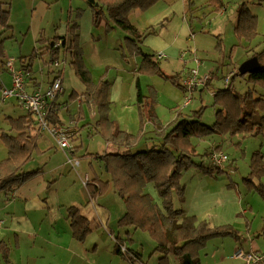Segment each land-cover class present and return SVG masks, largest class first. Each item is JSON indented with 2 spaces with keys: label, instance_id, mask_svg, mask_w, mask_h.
Segmentation results:
<instances>
[{
  "label": "rangeland",
  "instance_id": "obj_1",
  "mask_svg": "<svg viewBox=\"0 0 264 264\" xmlns=\"http://www.w3.org/2000/svg\"><path fill=\"white\" fill-rule=\"evenodd\" d=\"M0 1L6 7L11 6L10 17L13 22L12 29L7 30L2 40L0 53L5 58L15 59L19 64L22 62L21 56L27 57L35 47L46 45L55 35L68 34L66 25L73 23L77 26L82 60L92 79L96 81L105 77L110 82V88L113 82V87H118L116 93L115 88L109 93L111 101L108 117L121 129L135 136L131 147L134 151L152 146L160 148L162 133L167 131L176 116L198 111L200 122L212 125L215 112L221 108L214 105L213 93L218 88L226 87L225 76L233 75L243 62L264 49V0H221L220 9H216L208 0H157L147 8H134L126 17L138 31L136 34H140L138 37L134 35L135 44L143 55L148 54L152 59L149 64L143 63L142 55L131 54L132 46L127 39L131 34L106 18L105 8L98 23L94 22L87 0ZM243 6H247L257 16V36L251 40L235 31L237 17ZM32 28L41 33L38 35L40 40L35 39ZM167 47L168 51L165 50ZM171 47L175 55L171 54ZM62 52L60 50L57 54L60 60L64 58ZM44 55L41 60L37 56L33 59L34 71L43 66H46V71L50 66L54 70L62 69L65 91L60 99L75 100L71 94L84 86L69 64L70 54L66 56L67 64L64 67L61 63L59 66H53L49 61L45 63L49 55ZM195 59L199 60L198 64ZM191 69L196 70V76L203 80L192 89L184 86ZM173 79L185 88L174 84ZM136 82L144 95L143 120L136 102ZM231 84L241 94L251 91L253 97L264 98V88L252 82L248 75L234 76ZM187 99L189 101L185 104ZM20 112L22 108L15 98L0 99V132H10L7 118L9 115L16 117ZM73 112L77 116V110ZM61 116L65 124H70L72 119L77 120L73 115L70 119L65 117L64 112ZM97 118V113L84 104L83 118L72 130L77 126L81 128V137L77 145L74 144L75 138L69 139L73 153L67 150L70 158L79 161V166L75 168L57 147L55 139L46 135L38 141L29 169L33 172L31 177L40 173L37 168L43 170L44 175L41 177L45 182H42L41 187L50 205L48 217L42 221L39 214L36 219L38 223L42 222L38 239L25 237L21 242L19 240L20 248H16V236L8 230L3 210L7 204L2 197L10 193L0 192V213L6 221L0 228V242L4 243L0 249V264H54L55 258L63 253L55 250L54 221L58 238L63 233H69L65 218L67 206L74 205L73 201L87 198L88 186L81 183L85 174L89 176V183H92L91 179L107 183L105 191L98 194L97 203L104 208L110 220L99 230L89 232L84 240L92 243L108 241L111 237L108 232L115 236L117 228L121 238H126L128 228L118 225L124 205L112 184L111 165L98 158L107 146L95 130ZM84 124L87 125L82 127ZM201 138L205 142L200 141ZM189 144L193 148L191 158L197 165H209L208 156L204 154L217 145L222 147L218 149L228 156V160L212 173H204L201 167L194 164L181 168L178 174L181 190L172 192L174 208L196 216L198 221H207L211 227L226 224L236 231V236L212 237L200 246L197 257L201 264H243V260L236 256L237 251L264 256V198L255 190L259 184L264 188V175L247 181L252 155L258 152L264 160V136L256 133L234 136L210 134L206 137H191ZM50 146L54 150H49ZM172 149L175 157L171 159L179 161L178 154L182 152L175 147ZM6 153L5 144L0 138V160L5 158ZM51 156H54V165ZM48 179L55 180L54 187L45 192ZM144 192L149 193L156 206L162 210L161 198L152 182L145 185ZM50 222L52 226H49ZM92 222H96L95 216ZM129 231L131 240L125 239L127 245L138 250L144 260L151 259L150 263L156 261L159 253L155 251L156 243L150 235L139 229L136 232ZM74 245L81 246L75 242ZM174 259V256H170V264L177 263ZM260 264H264V260Z\"/></svg>",
  "mask_w": 264,
  "mask_h": 264
},
{
  "label": "trees",
  "instance_id": "obj_2",
  "mask_svg": "<svg viewBox=\"0 0 264 264\" xmlns=\"http://www.w3.org/2000/svg\"><path fill=\"white\" fill-rule=\"evenodd\" d=\"M155 1L157 0H92L91 9L94 22L98 23L105 8L107 11L106 18L132 35L127 37L132 46L131 54L142 55L143 63L149 64L152 59L149 58L148 54L143 55L140 47L136 46L134 35L138 37L140 34H136L138 31L128 22L126 16L134 8L144 9ZM208 2L216 9L222 7L221 0H208ZM5 5L4 2L0 1V45L5 38L2 35L12 28L9 25L10 11L8 6ZM256 24L257 16L247 6H243L237 17L236 33L251 40L257 36ZM67 32L70 36L67 44L64 37L55 35L46 45L34 48L28 58L22 57L21 61L31 63L38 54L42 55L44 52H48L50 59L54 61L57 59L58 52L66 47L70 54L69 64L72 65L76 76L85 87L81 95L82 101L77 110V122L83 118V105L85 104L91 111L97 113L95 130L103 137L105 143L109 146L117 145L115 149H106L98 158L111 165L112 184L125 208L123 215L118 220V225L147 232L156 243L155 251L160 255L158 264H170V256H175L179 264H201L197 257V250L200 246H203L212 237L236 236V231L226 224L211 227L207 221H198L196 216L187 215L182 209L174 208L172 192L181 190L178 184V174L181 168L194 164L201 167L204 173H212L213 170L217 169L210 161L207 166L195 164L191 158V152L193 151L189 144L191 137H206L210 134L234 136L240 133H256L264 136V98L260 96L253 97L251 91L241 94L231 84L234 76L248 75L252 82L264 88V49L253 54L260 63L257 70L244 74L236 71L233 75H229L226 87L218 88L213 93L214 105H219L221 108L215 112L216 117L212 125L208 126L201 123L199 120L200 112L198 111L187 115L182 114L176 116L174 121L167 127V131L162 133L160 148L152 146L149 149L134 151L131 147L136 140L135 136L120 129L108 117L110 82L105 77H101L96 81L92 79L82 60V50L78 45L77 26L71 23ZM2 57L3 54L0 53V65H3ZM22 70L25 72L27 69L24 66ZM164 77L169 78L165 75ZM172 82L179 87H186L176 83L174 79ZM78 96L80 95L77 93L71 94V97L76 98ZM136 102L143 120L145 111L144 95L138 82H136ZM30 115L28 113L9 119V131L13 133L0 132V138L7 150L5 158L0 160V192L12 191L33 174V172L23 170L24 164L30 160L32 151L36 148V139L30 134L32 122ZM49 121L55 124L61 123L56 104H54V109L51 110ZM77 128L79 127H76L70 139L75 138L74 134L78 131ZM174 147L177 151L182 152L178 154L179 161L171 159V157H175L172 151ZM70 152H73V148ZM209 153L208 151L204 154L208 156V160ZM263 175L264 160L256 152L251 157L247 181L250 182L252 177L260 178ZM148 182L153 183L154 189L160 196L162 210L156 206L149 193L144 192L145 185ZM105 184L101 180L93 179L92 183L87 185L90 196L96 197L105 191ZM255 190L264 198V188L261 184L255 186ZM67 216L72 235L78 241H83L89 233L87 219L74 206L67 207ZM179 216L181 218L177 219ZM262 229L264 231V220ZM2 243L3 241L0 242V249ZM126 249L128 253H122L120 247H118L117 252L132 260L128 255L131 251L127 247Z\"/></svg>",
  "mask_w": 264,
  "mask_h": 264
},
{
  "label": "crops",
  "instance_id": "obj_3",
  "mask_svg": "<svg viewBox=\"0 0 264 264\" xmlns=\"http://www.w3.org/2000/svg\"><path fill=\"white\" fill-rule=\"evenodd\" d=\"M87 2L89 4L90 11L92 12L91 0H87ZM8 8H9V11H11V6L10 7L8 6ZM10 16H11V12H10ZM9 25H11L13 27V22L11 20V17H9ZM69 26H70V24L66 25L67 30H68ZM0 31H1V28H0ZM32 31L36 35L35 39H38V35H40L41 33L36 28H32ZM79 33L80 32L78 31V34ZM5 34L2 36L5 37ZM59 35L65 38L66 44H67V41L69 40L70 36L67 33H65V34L63 33V34H59ZM43 42H47V40H44ZM62 50H63L62 53L64 54V57L66 58V56L68 55L69 52L66 50V47H63ZM165 50L168 51L169 50L168 47ZM170 52H171V54L175 55V50L172 47L170 48ZM44 54L49 55L48 52H44L42 55L38 54L37 58L39 60H41V58L43 56H45ZM28 55H27V57L23 55V56H21V58L22 57L28 58ZM2 58H3V65L2 64L0 65V84L3 83L6 86H10L11 85V77H10L9 72L7 71V68L5 67V60L7 58H5V57H2ZM50 58L51 57L49 55L48 57H46L44 62L45 63H47L48 61L53 62L52 61L53 59L51 60ZM57 59H59V58L57 57ZM14 61H15V59H14ZM32 61H31V63H29L28 61H23L20 64L17 61H15L16 66H18L22 69L25 66V69H27L24 72V74H25V81L24 82H25V88L28 92H32L37 88L45 89L52 82V80L55 78V76L59 72L58 71L59 69L54 70V68L51 66L47 71H46V66L40 67V68H38L37 71H34ZM60 70H62V69H60ZM5 75H6V78H3V77H5ZM62 80H63V78H62ZM113 86H114V82H113ZM113 86H112V88H110L109 93H110V91L112 93L113 88H115L114 89L115 93L118 91V87H113ZM84 90H85V87H83L80 91L77 92V94L80 96L76 97L75 100L67 101L65 99V100L61 101L60 97L62 94H64V91H65V89L62 86V91L60 93H58V96L54 101V104H56V106H57V112L59 114V117L61 118L60 124H65L63 117L61 116L62 112H64L65 117H68L69 119L73 118V116L77 117L75 112H73V111L78 110L79 104L82 101L81 95H82ZM110 98H111V96L109 95V100H110ZM54 104H53L52 109H54ZM13 105H15V104L13 103ZM19 106L22 108V112H20L19 115H17L16 117L15 116L12 117L11 115H9L7 118L8 122H9V119H11V118H17L18 116H23V115L28 114V112L21 105H19ZM73 108H75V110ZM50 113H51V111H50ZM30 118L32 119L31 127H30V134L33 137H35L36 148H37V144H38V141L40 140V138H42L46 135L49 138H51V135L47 131H45V129H41L39 127V125L37 124L35 117L33 115H30ZM86 119H87V117H86ZM73 121L77 122V120H73ZM85 125H87V124H85ZM82 127H84V126H82ZM75 129L76 128H74V131H75ZM77 130L78 131H76L74 134V136H75L74 144L75 145H77L79 142L82 129L77 128ZM11 133H13V132H11ZM199 140L204 141V138H201ZM105 144L107 146V149L108 148H114L115 149L117 147V145L109 146V144H107V143H105ZM57 147L60 150H62L59 146H57ZM217 147L222 148L220 145H217ZM35 149L32 151L30 160L26 164H24L23 170L30 171L29 166L31 164L30 162H31L32 155H33ZM48 149L54 150V147L50 146V148L48 147ZM208 151L210 152L211 149L209 148ZM64 154L66 155L65 152H64ZM51 158L53 159V165H54V156H51ZM66 163H67V165L70 166V164L68 162H66ZM37 169H38V172H40V173L37 172L38 174H35L34 176H32L31 178L26 180L21 185L15 187L12 191H9L10 194H8L7 197L4 194H3L4 196L2 197L4 202L6 201V204H7V206H5V208L3 210H5V218H6V221L8 224V230L13 231L15 236H16V243H17L16 248L17 249L20 248V242L22 240H24L25 237L31 238L33 240H36L40 237L41 233L39 232V230L42 229V227H41L42 222L38 223L36 221L38 215L40 214L42 221L48 217L47 211L49 210L50 205L48 202L47 195L44 196L45 193L43 192L42 187H41V186H43L42 182H45V180L41 177L42 174L44 175V172H43V170L39 171L41 168L40 169L37 168ZM91 180L93 181V179H91ZM54 181H55L54 179H52V180L48 179V181H46V184H48V185L44 187L45 192H46V190L50 191V189L52 187H54ZM1 193H4V192H1ZM97 198H98V195L96 197H91L89 190L87 189V198L85 200L73 201L74 205H68L67 206V207H69V206L76 207L79 210L80 214L83 215L87 219L89 232H91L94 229L99 230L100 226H104L110 220V218H108V215H107L106 211L104 210V208L98 206ZM124 210H125V208H124ZM122 213H123V211H122ZM122 213L120 214L121 216L123 215ZM103 214L104 215L106 214V216L104 217ZM94 216H95V220H96L95 223L92 222V218ZM65 218L67 220L66 225L69 229V233L66 235H65V233H63V236L61 238L57 237V233L55 232L56 223L54 221L53 229H54V233H55L54 234L55 250L63 251V253H61V255L59 257L55 258L54 264H154V263L158 264V259H156V261L154 260L152 263H150L151 259L149 261L144 260L143 256L139 253L138 250H135V249H133V247H131V246L129 247L127 245L125 239L131 240V234H130L129 230L131 229V230H133V232H136V229H133L132 227H127L128 229L126 231V238H121L120 230H119V228H117L118 233L115 236H112V234L110 232H108L111 236L110 240L108 239V241H106V240H102V241H98V242L96 241V242L92 243V242H86V240L78 241L77 239H75L74 236L72 235V230H71L70 222H69V219L67 216V211H66ZM0 219H3V216H1V213H0ZM3 221H4V225H5L6 221L4 219H3ZM7 224H6V227H7ZM49 226H52V222H50ZM128 236H130V237L128 238ZM19 240H20V242H19ZM74 242L77 244H80L81 246L78 247V246L74 245ZM120 245H125L128 248V250L131 251L128 255H130L129 257H131L132 260H129L127 257L123 256L124 254L122 255V253L119 254L117 252V249ZM71 249H73V250H71ZM159 257H160V255H159ZM174 258H176V257L174 256ZM174 260H176V262H177L174 264H179L177 258Z\"/></svg>",
  "mask_w": 264,
  "mask_h": 264
},
{
  "label": "built area",
  "instance_id": "obj_4",
  "mask_svg": "<svg viewBox=\"0 0 264 264\" xmlns=\"http://www.w3.org/2000/svg\"><path fill=\"white\" fill-rule=\"evenodd\" d=\"M161 55L159 54L158 57ZM196 63H199V60L195 59ZM62 64L64 67L67 64L66 58L55 59L52 64L53 66H59ZM5 67L11 77V85L6 86L3 83L0 84V99L2 101L15 98L17 103L21 105L28 113L35 117V120L41 129H45L49 132L51 137L55 139L57 145L66 153L67 161L72 165V167L79 166V161L77 159L70 158L67 150H71V144L69 139L72 136L73 127L76 124V121H71L70 124H55L49 121V114L53 108L54 101L62 91V72L59 69L57 75L52 80V82L45 88H37L32 92H28L25 88V74L23 70L16 66L13 58H7L5 60ZM206 79V77L204 78ZM229 75L226 76L225 81H228ZM203 82L200 78L196 76V70L191 69L189 75L184 81V85L187 88H194ZM189 99L186 100L187 104ZM228 160V156L219 149H211L209 153V161L215 167H221L223 162ZM81 183L84 186H87L89 183V176L85 174L81 178ZM4 224V221L0 219V228ZM120 250L122 253H128L125 245H120ZM236 256L241 258L244 264H260L264 260L262 254H257L253 252L243 253L242 251H237Z\"/></svg>",
  "mask_w": 264,
  "mask_h": 264
},
{
  "label": "water",
  "instance_id": "obj_5",
  "mask_svg": "<svg viewBox=\"0 0 264 264\" xmlns=\"http://www.w3.org/2000/svg\"><path fill=\"white\" fill-rule=\"evenodd\" d=\"M259 66H260V63L258 62L257 57L252 56L251 58L247 59L245 62H243L238 67V72L240 74L250 73V72H253L254 70H257Z\"/></svg>",
  "mask_w": 264,
  "mask_h": 264
}]
</instances>
